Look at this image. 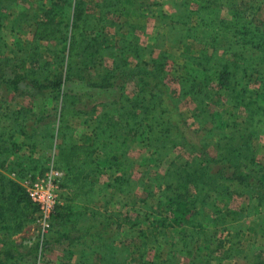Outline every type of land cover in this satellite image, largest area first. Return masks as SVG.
Segmentation results:
<instances>
[{
  "label": "trees",
  "instance_id": "trees-1",
  "mask_svg": "<svg viewBox=\"0 0 264 264\" xmlns=\"http://www.w3.org/2000/svg\"><path fill=\"white\" fill-rule=\"evenodd\" d=\"M66 1H52L42 14V21L39 20L41 16L34 19L36 27L31 31L32 40H28L26 44H16L15 52L23 53H19L20 57L15 54L1 57L5 39L3 19L0 15V108L2 112L4 111L0 115V147L9 154L2 157L0 149V166L7 163V160L13 161L9 157L14 154L16 155L14 163L18 167V171L13 172L17 175L15 178L0 170V230H4V236H9L8 232L16 234L29 219H32V212L34 210L37 212L20 181L28 174H42L48 166L38 164L34 159L32 161H35V164L26 159L21 160L25 155H18L17 151L23 147L29 149L39 139H42L39 144L44 149L55 146L57 162L63 167L65 165L64 170L73 175L71 180L81 193L77 194L76 198H67L69 201L66 199L64 201L61 196V203L55 206L49 228L45 233L23 237L20 241L13 239L2 241L0 264H20L27 258H36L39 248L45 244L64 252L71 251L69 248H72L75 254L80 255L75 262L62 258L59 264H133V260L136 259L131 253L133 239L128 237L131 240L125 242L124 238H120L124 226L128 229L137 228L135 239L136 241L138 239L136 248L139 250L137 259L139 258L140 262L136 264L146 262L157 264L146 261L145 255L148 257L146 246L166 241L167 233H174L176 230L178 235L188 236V239L176 241L181 259L192 260L191 263L186 261L185 264H196L197 261H204L207 264V258L198 259L200 256L198 250L193 252L194 247L190 249L189 240L194 243L196 238L203 243V247H206L210 241L205 237L207 233L204 227L210 225L214 229L215 226L224 224L226 216L232 213L238 218L243 215L255 216L256 222L242 224L253 233L259 229L258 233L264 238V162L258 159L253 144L254 138L259 134L257 126L262 122L260 117L264 118V77L254 81L250 79V73L260 71L259 75H264V30L256 26V20L249 14V10L255 11L258 8L253 4V0L223 1L222 5L227 10L228 19L213 17V10L220 0H191L195 5L194 9L212 12L210 19L203 16L197 23L201 31L208 33L207 37L210 39L213 37V32L208 30L211 23L228 26L233 34L231 39L238 37L232 45L228 44L229 47L251 52L248 57H243L242 61L216 59L214 62L218 63L220 68L213 72L218 88L213 91L207 87L208 92L213 94L225 91L235 106H241L247 111L245 118L239 122H230L232 132L224 133L223 137L216 141L208 140L206 134L201 139L196 137L197 141L194 143L179 134L182 119L178 113V106L172 100L174 98L164 84L163 68L166 62L160 53L156 57L154 50L150 51L152 57L147 65H151L152 68H148L146 62L142 61L139 50L135 49L134 41L129 40L128 46L124 43L120 47V54L114 56L111 69L102 71L99 65L103 46L95 33L100 29L95 27L90 16L82 12V0H70L67 5L68 9H72V24L69 29V16L61 6ZM24 2L25 0H21L19 5L25 9ZM109 11L111 10H107L106 13ZM23 13L21 11V15ZM58 15L60 19L56 21ZM164 16L175 15L165 13ZM88 30L95 33L94 38L90 37ZM103 32L101 31L99 35L101 36ZM42 41L52 42V48L48 45L44 49ZM101 41L107 42L108 39L106 37ZM24 44L27 49L23 48ZM40 47L46 53L49 50L54 60L44 59L42 62L40 60L41 69L48 74L38 79L35 76L39 75L24 65L34 66L38 62L37 59L30 57H33L32 52L39 51ZM104 47L107 49L109 45ZM215 49L216 47L212 48L213 53ZM124 54L132 56L135 54V63L131 65L130 58H125ZM231 54L237 55L235 52ZM254 66L256 69H253ZM92 68L98 69L97 73H94ZM251 69L254 73L250 71ZM243 79L244 84H241L240 80ZM71 81L85 83L89 89L111 92L114 98H117L114 109L108 108L104 102L99 103L102 123L99 121L97 124L94 123L96 125L92 130L91 141L87 144H77L70 140L65 130L70 127L67 123L64 124L66 115H95L97 107L94 104L87 110V105L84 104L85 100L92 102V94L71 93L63 86ZM128 83L135 85L132 97L126 93ZM40 90L47 95L48 102H53L52 107H56L55 112L59 120L54 132L47 128L46 134L42 135L39 134L36 121L29 124L28 111L32 105L28 109L10 105L13 97L23 96L32 99L35 97L34 92ZM197 92L195 89L194 92L184 91V94L194 95L195 100L199 98ZM45 95L43 98H46ZM32 103L35 104L33 101ZM209 114L212 112L208 102L194 109L195 119L202 124L206 123ZM109 116L115 120L108 119ZM217 120L213 119L214 122ZM197 131L198 129L194 130ZM131 133L137 136L140 145L148 151L147 156L139 163L146 161L148 162L146 164L157 167L166 165L163 175L167 180L164 179L157 193L153 191L148 195L149 198L154 197L156 201L151 205L152 210L148 211V202L144 197L133 201L138 208L144 209L145 218L141 221H137L136 215H131L135 213L134 211L121 213L120 209L100 207L95 196L90 194L92 186L87 185L82 169L83 165L88 164L89 167L95 165L96 168L111 173L108 180L93 189L98 193L107 194L111 189L114 193L109 198L115 199L117 198L115 194L127 192L124 187H130L129 175L133 171V165L138 163L127 157L129 145L125 137ZM16 135L23 137L22 146L15 144ZM45 138L48 140L47 144L43 141ZM209 146L215 148V155L208 152ZM176 150L189 153L190 159L187 158L188 160L182 164L172 160L166 162L167 157ZM48 158L46 157L44 161ZM9 172L12 173L11 170ZM61 186L62 188L66 186L64 176L61 178ZM78 196L80 197L77 198ZM240 197L247 199L246 205H242L240 210H232L231 201ZM30 210L32 212L29 214ZM149 212L154 215H148ZM162 237L163 240H160ZM167 253L169 257L158 264H167L171 254ZM242 256L247 264H264L263 253L251 256L250 259L245 254ZM153 257L155 258V253Z\"/></svg>",
  "mask_w": 264,
  "mask_h": 264
},
{
  "label": "rangeland",
  "instance_id": "rangeland-1",
  "mask_svg": "<svg viewBox=\"0 0 264 264\" xmlns=\"http://www.w3.org/2000/svg\"><path fill=\"white\" fill-rule=\"evenodd\" d=\"M52 1L54 0H25L23 3V7H25L24 9L19 5L21 0H0V15L3 19L2 28L4 29L3 38L5 39L3 55L1 57H9L14 54L17 57H20L19 53L22 52H15V49H17L16 44H26L28 40H32L31 31H34L36 27L34 19L41 16L39 20L42 21V14L49 8ZM223 1L225 0H220V2L216 4L218 6L213 10V17L215 16L221 19L227 18V10L222 5ZM69 2L70 0H67L64 4H61V6L65 8V11L69 16L68 28L71 29L72 9L67 8ZM253 4L258 8L255 11L249 10V14L256 20V26L264 30V0H253ZM82 7V12L86 13L85 15L90 16V20L95 24V27L100 29L95 33L96 37L100 38L99 41L103 46L101 49L102 57L99 65L102 71L111 69L114 56L120 54V47L123 46L124 43L128 46V43H130L128 42L129 40L134 41L135 49L139 50L142 61L146 62L148 68H152L151 65H147V62L152 57L150 51L153 49L154 56L156 57L158 53H160V56L166 62L165 67L163 68V81L168 93L174 98L172 100H174L178 106V113L182 119V124H179L181 131L179 134L184 136L189 142L194 143L197 139L204 138L206 134L208 135V140L216 141L223 137L224 133L232 132L229 124L230 122H239L245 118L247 111L241 106H235L233 100L230 99L231 97L225 91H219L218 94H213L207 90V87L213 89V91H216L218 88L216 85L217 80L215 78L214 70L219 69L220 65L214 62L216 59L224 58L228 60L242 61L243 57H248L249 54H251L250 50H242L241 48L236 47H233L232 49V47H229L228 44L231 43L232 45L236 38L231 39L233 34L228 26L224 27L222 25H213L211 23L210 29H208L213 32V37L211 39L207 37V32H203L199 29L197 26L199 18L204 16L210 19V17H212L211 11L205 12L194 9L195 5L191 0H82ZM107 10L111 11L106 13ZM21 11L24 12L22 15ZM165 13L174 14L175 16L165 17ZM59 17V15L56 16L55 20H59ZM101 31L104 32L100 36L99 33ZM87 32L90 33L91 38H94L95 33L89 30ZM68 36H70V33H68ZM106 37L108 41L102 42L101 40L106 39ZM67 39L69 38L67 37ZM236 40H238V37ZM25 44L23 45V48L25 47L24 49H27L28 47ZM41 44H43L42 46L44 49L45 46L51 45L49 48H52L53 46L52 42L48 43L42 41ZM105 45H109V48L105 49ZM214 47H216L215 53H213L212 50ZM43 48L40 47L39 51L35 50L32 52L31 55L33 57L30 58L38 60L34 66H29V64L24 65V67H30V69H33V71L39 75L35 76L38 79H41L48 74L41 69L40 63L44 61V59H47L48 61L54 60L52 53L49 52V50L48 53H46ZM233 52L237 55H232L231 53ZM135 56V54L133 56L124 54L125 58H130L131 65L135 63ZM253 69H256V66H254ZM253 69L250 71L254 73ZM92 71L97 73L98 69L94 70V68H92ZM259 72L255 74L250 73L251 81L264 77V75L260 76ZM28 73L31 74L30 72ZM244 80L245 79L240 80V83L244 84ZM63 86L71 93L92 94V102L85 100L84 104L87 105V110L91 109L95 104L97 107L96 114L76 116L68 114L66 115L64 123H67L68 127H70V129L65 130L71 141L77 144L90 143L92 130L98 121H101L100 108L98 107L99 103L104 102L108 108L114 109L117 98H114L111 92H102L99 89H89L85 83L79 81H71ZM134 86L133 83H128L126 85V93L131 95V97L134 94ZM195 89L198 90L196 93L199 96L198 99L193 100L194 95L191 96L190 94H184V91L191 90L194 92ZM34 93L35 97L32 99L23 96L13 97L10 105H16L17 107H24L27 109L32 105V108L28 111L30 116V120H28L29 124L36 121L40 135L46 134L47 128L52 129L54 132L57 129L59 122L55 112L56 107H52L53 102H48L47 95L41 92V90ZM43 95H45L46 98H43ZM204 95H207L208 98L207 96L204 97ZM32 101L35 104H33ZM207 102L209 103L212 114H209L206 123L202 124L195 119L194 109L196 106L200 107L204 104L206 105ZM3 112L0 108V115ZM260 118L262 119V122L257 126L259 134L257 138H254L253 144L258 159L261 162H264V118ZM108 119L115 120L110 116ZM213 119L218 120L214 122ZM94 123L96 124L94 125ZM196 129H198V131L194 132ZM125 138L129 145L127 157L134 161H138V163L133 165V171L130 172V187H124L128 191L115 194L118 199L109 198L110 195L114 193L111 189L108 190L107 194H103V192L98 193L96 189L93 190L95 187L102 185V183L108 180L111 173L96 168L95 165L89 167L88 164L83 165L82 169L85 173V180L86 183H88L87 185L92 186L90 190L91 193H89L92 196H95V199H97L96 202L100 207L107 206L110 207V209H120L121 213H125V211H134L135 213L131 215H136L138 218L137 221H141L145 218L143 213L144 209L140 207L138 208V206L135 205L136 202L134 203L133 201H137L140 197H144L148 202V211L152 210L151 205H154L156 201L154 197L149 198L148 195L150 194L149 192L153 191L157 193L159 191V186L162 187L164 179L167 180L163 175L166 165L164 167H157L146 164L148 163L146 161L139 163L143 157L147 156V149L140 145L137 136L132 133L128 134ZM14 139H16V145L22 146V142H24L23 137L16 135ZM41 140L42 139L37 140L29 147V149L23 147L18 150V155H25L21 160L26 159L32 162V164H35V161H38V164H44L48 166V169L49 167H53L54 169L61 171L62 178L64 176L66 183V186H63L64 192L62 198L64 201L65 199L66 201H69L67 199L69 197L76 198V195L81 192L71 180L73 175L64 170V168H66L65 165L63 167L61 163L57 162V155L55 154L57 149L55 146H52L50 149H44L42 145L39 144L41 143ZM43 141L45 144L48 143L46 138L43 139ZM0 149L3 153L2 157L9 155L3 147H0ZM207 150L211 155L216 154L215 148L213 147L209 146ZM46 157L49 158L44 161ZM190 157L189 153L187 154L183 150H176L167 157L166 162L172 160L177 164H182L185 160L190 159ZM9 159H13V161L10 162V160H7V163L0 166V170L2 171V168H4L6 175L15 178L17 175H14V173L18 171V167L14 163L16 155H11ZM32 159L35 161H32ZM40 161L41 163H39ZM20 163H22V161ZM76 164L79 163L76 162ZM10 170L12 173L9 172ZM80 184L81 183L79 182V187ZM79 197L80 196L77 198ZM246 203V198H234L230 203V207L232 210L237 211L240 210L239 208H241L242 205H246ZM31 212L32 211L30 210L28 213L30 214ZM152 214L154 215V213L149 212L148 215ZM31 215L32 219H29V221H27L16 234L15 232H13V234L8 232L9 236H4V230L1 229L0 245L3 244L2 241L4 240L13 239L20 241L23 237L27 238L29 236L37 235L38 227L35 222L37 218L36 210H34ZM20 217L22 218V215ZM253 222H256L255 216L243 215L238 218L237 215L232 213L226 216V222L224 224L215 226V230L212 229L210 225L204 227V231L207 233L205 237L210 241L206 247H203V243L196 238L194 243L189 240L190 245L188 246H190V249L194 247L193 252L198 250V253L200 254L198 259L207 258V264H247L245 259L242 258L243 254H245L248 259H250L251 256L255 257L258 253L264 254V238L258 233L260 230L257 229V231L253 233L250 228L247 229L245 227L246 224H252ZM140 225L142 224L140 223ZM147 225L148 222L146 221L145 226ZM12 227L13 226H11V229ZM136 229V227L128 229L124 226L121 229L122 234L120 236V238L122 237L125 239V242L131 240L128 239V237L133 239L131 242L133 244L131 253L136 258L133 260V264L140 262L139 258L137 259V251L139 250L136 248V244L138 243V239L137 241L135 239ZM188 230L189 229H187V231ZM240 234L243 236L240 237ZM187 237L188 236L186 235H178L177 230L174 233L168 232L166 241L157 242L155 244L150 243L146 246L148 252V257L145 255L146 261L158 264L167 259L169 257L167 252H170V260L166 262L167 264H185L186 261L191 263L192 260L190 258H188L189 260L187 258L184 260L181 259L182 256L179 254L180 251L176 245L177 240L188 239ZM160 240H163V237ZM69 249L71 251L73 250L72 248ZM60 250L57 249V247L52 248L45 244L44 247L39 248L36 258H27L21 261L20 264H59L62 258L75 262L80 257V255L78 253L75 254L74 251L64 252ZM154 253L155 258L153 257ZM95 261L98 263L97 259H95ZM146 264H148V262H146ZM196 264L206 263L204 261H197Z\"/></svg>",
  "mask_w": 264,
  "mask_h": 264
},
{
  "label": "built area",
  "instance_id": "built-area-1",
  "mask_svg": "<svg viewBox=\"0 0 264 264\" xmlns=\"http://www.w3.org/2000/svg\"><path fill=\"white\" fill-rule=\"evenodd\" d=\"M61 171L49 167L42 174H28L20 183L26 195L37 209L38 233H45L50 224L55 206L61 203L63 188Z\"/></svg>",
  "mask_w": 264,
  "mask_h": 264
},
{
  "label": "crops",
  "instance_id": "crops-1",
  "mask_svg": "<svg viewBox=\"0 0 264 264\" xmlns=\"http://www.w3.org/2000/svg\"><path fill=\"white\" fill-rule=\"evenodd\" d=\"M3 172H5V169H2Z\"/></svg>",
  "mask_w": 264,
  "mask_h": 264
}]
</instances>
